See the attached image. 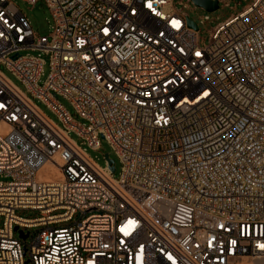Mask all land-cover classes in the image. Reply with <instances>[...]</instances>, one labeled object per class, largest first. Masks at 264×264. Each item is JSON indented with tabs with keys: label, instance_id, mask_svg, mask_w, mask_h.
Segmentation results:
<instances>
[{
	"label": "built area",
	"instance_id": "1",
	"mask_svg": "<svg viewBox=\"0 0 264 264\" xmlns=\"http://www.w3.org/2000/svg\"><path fill=\"white\" fill-rule=\"evenodd\" d=\"M42 1L0 0V264H264V0L205 45L174 0Z\"/></svg>",
	"mask_w": 264,
	"mask_h": 264
},
{
	"label": "rangeland",
	"instance_id": "2",
	"mask_svg": "<svg viewBox=\"0 0 264 264\" xmlns=\"http://www.w3.org/2000/svg\"><path fill=\"white\" fill-rule=\"evenodd\" d=\"M18 7L24 11L30 18L33 29L36 32L47 34L51 30L52 16L44 1L38 0L35 3H29L25 0H14ZM252 0H220L219 7L215 10L209 11L201 6L195 5L192 0H174L175 4L184 12V14L196 20L198 24V35L199 42L205 45L209 41L211 30L219 22L224 21L226 18L234 13L242 10L244 7L249 5ZM25 52V51H23ZM33 52V51H31ZM43 73L41 75L40 81L42 82L48 72V56L43 55ZM0 69L18 86L24 88L23 83L8 69L4 63H0ZM62 104L68 109V111L77 119L79 117L74 112L71 103L63 97L59 98ZM38 105L46 112L48 116L59 122L56 114L50 110L43 102L37 101ZM70 135L77 141L79 137L71 132ZM99 149L87 148L90 155H92L100 164H105L104 153L108 152L109 156L113 159L115 164L114 176H118L121 170V162L117 154L112 150L111 146L105 139H101ZM51 169L54 173L53 168H46L41 172V176L48 178V175H44L43 172ZM17 213L23 216L33 217L38 215L36 210L22 209L17 210Z\"/></svg>",
	"mask_w": 264,
	"mask_h": 264
},
{
	"label": "water",
	"instance_id": "3",
	"mask_svg": "<svg viewBox=\"0 0 264 264\" xmlns=\"http://www.w3.org/2000/svg\"><path fill=\"white\" fill-rule=\"evenodd\" d=\"M192 2L195 4V5H198V6H201L209 11H212V10H215L219 7V2L218 0H192ZM187 23L189 26H192L194 28H198V25L196 23V21L192 18H190L189 16H187ZM104 157L107 159L108 161V166L110 168V170L113 172L115 171V164H114V161L113 159L109 156L108 152H105L104 153ZM15 229H18L17 226L15 225L14 226ZM18 232H19V235L22 236V237H25L26 236V232H22L21 229H18Z\"/></svg>",
	"mask_w": 264,
	"mask_h": 264
},
{
	"label": "bare ground",
	"instance_id": "4",
	"mask_svg": "<svg viewBox=\"0 0 264 264\" xmlns=\"http://www.w3.org/2000/svg\"><path fill=\"white\" fill-rule=\"evenodd\" d=\"M46 168H53L55 170L56 175L58 174L56 164H53L52 162L48 161L45 164H43V166H41L38 172L40 176H41V172L45 170Z\"/></svg>",
	"mask_w": 264,
	"mask_h": 264
},
{
	"label": "snow or ice",
	"instance_id": "5",
	"mask_svg": "<svg viewBox=\"0 0 264 264\" xmlns=\"http://www.w3.org/2000/svg\"><path fill=\"white\" fill-rule=\"evenodd\" d=\"M177 22L176 21H173V24L175 25ZM197 55H199V53H197Z\"/></svg>",
	"mask_w": 264,
	"mask_h": 264
}]
</instances>
